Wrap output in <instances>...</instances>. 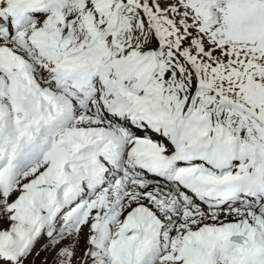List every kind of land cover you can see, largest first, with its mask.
Masks as SVG:
<instances>
[{
  "label": "snow or ice",
  "instance_id": "snow-or-ice-1",
  "mask_svg": "<svg viewBox=\"0 0 264 264\" xmlns=\"http://www.w3.org/2000/svg\"><path fill=\"white\" fill-rule=\"evenodd\" d=\"M0 264H264V0H0Z\"/></svg>",
  "mask_w": 264,
  "mask_h": 264
}]
</instances>
